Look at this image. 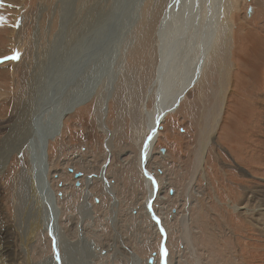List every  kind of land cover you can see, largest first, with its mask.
I'll return each instance as SVG.
<instances>
[{
    "label": "rangeland",
    "instance_id": "obj_1",
    "mask_svg": "<svg viewBox=\"0 0 264 264\" xmlns=\"http://www.w3.org/2000/svg\"><path fill=\"white\" fill-rule=\"evenodd\" d=\"M168 3L146 0L130 35L124 18L116 22L122 25H111L120 14L113 10L115 0H0V162L2 148L16 135L26 104L39 90L44 96L52 89L47 100L56 93V102L66 104L86 78L100 76L93 99L67 115L60 135L49 141L62 254L67 243L80 241L81 235L84 240L82 251L75 245L73 257L63 256L62 264H131L129 250L142 259L140 264H151L152 256V264H161L163 235L147 214L139 155L148 135L147 114L156 110V93L147 92L158 72L159 28ZM216 6L205 0L204 17L217 13ZM111 10L117 14L109 19ZM218 11L223 16L203 70L179 109L161 123L148 162L160 183L154 209L168 232L171 264H197V259L202 264H264V233L255 223L260 214L234 209L249 191L250 208L257 209L260 197L264 200L259 190H251L264 186V0H222ZM121 39L127 48L118 57ZM203 39V34L197 39L195 60ZM16 53L19 59H12ZM81 54L78 67L74 60ZM112 64L119 76L104 118L105 74ZM212 129L214 139L201 168L200 143ZM32 168L26 150L9 155L0 174L1 228H22ZM78 172L83 174L76 177ZM49 231L38 230L29 253L18 232L12 236L19 264L28 257L34 264H52Z\"/></svg>",
    "mask_w": 264,
    "mask_h": 264
},
{
    "label": "bare ground",
    "instance_id": "obj_2",
    "mask_svg": "<svg viewBox=\"0 0 264 264\" xmlns=\"http://www.w3.org/2000/svg\"><path fill=\"white\" fill-rule=\"evenodd\" d=\"M115 1L117 4L114 5L113 10L115 9L119 10L120 14L116 16V18H114L111 25H113L114 28H116L117 24L122 25L121 22L117 24L116 22L124 18V26L126 22H128V23H132V25L135 27V25L139 22L142 16L141 11H142V7L145 4L146 0H127L126 6H124V8L122 4H124L125 0H115ZM211 1L215 5H217L216 10H215L217 13H210L209 11L211 17L210 19H207V16L204 17L203 15L205 0H169L168 8L166 9L162 17L161 25L159 28L160 30H159L158 38H159L160 63L158 66L157 76L154 79L153 83L150 85L149 90L147 92V95L151 94L153 92L152 90H154V92L156 93V96H157L156 97L157 98L156 99V110L154 111L155 113L149 112L147 114L148 135L144 141L143 148L141 149V156L139 155V162L141 161V167L145 175V181H146L147 190H148L147 196H146L147 214L152 220H153V217L148 210V205L151 201V198L154 196V185H153L151 178L147 174L144 166L146 165V167L148 168V162L154 155V149L157 144L158 134H159V131H158L159 125L157 124V120H159L161 116V112L164 109L168 110L167 114L160 118L161 119L160 123H162L165 120V118L169 116V114L175 113L179 109L181 102L184 99L183 98L184 95L198 80L203 70V67L205 65V62L208 56L207 51L212 44L216 26L217 24L221 22V18L223 16V14L221 15V12L218 11V5L222 0H211ZM106 9H107V6H106ZM109 12H110L109 19L111 17L113 18L117 14L116 11L111 10ZM134 27H132L131 31L129 32L130 35ZM114 32H116L115 29H114ZM201 34L204 35V39H203L202 44L200 45L201 52L199 54V57L197 60H195V57H194V51L196 47L195 45H199L197 44V39ZM130 35H129V38H130ZM121 41L122 39L120 40V42ZM125 41H128V40H125ZM123 45L121 44L120 49H118L119 52L117 51L116 53L118 57H121V55L124 54V52L126 51L127 45H125L124 42H123ZM81 55H82L81 57L74 60V63H76L78 67H81L84 61V60L82 61L80 60L85 54H81ZM113 64H112V70L114 71L111 70L108 76H106L105 74L106 95H105V101H104V107H103V117L104 118H106L107 116V113H108L107 105L113 96L115 85L118 80L117 78L119 76L118 75L119 72L115 66L113 67ZM81 71L82 69L80 70V72ZM99 80H100V76H97L94 74L90 75L88 78H86L82 82V86L79 89H77L76 94L74 96H70L66 104L62 102H59V103L56 102V93H55V95H53L52 98L50 99L55 104H53V106L50 107L45 112H40V109H42L43 106L47 105V103L49 102L47 101V98L50 96V92H52V89L47 90V92L44 94V96H42L40 101L38 100V96L41 94V92H37L34 98L26 104L23 110V115L21 119L18 121L16 130H15V132L17 131L16 135L12 137L11 139H9L8 144L4 145V147L2 148L4 161L0 162V174L4 170L7 164V161H8V157L9 155L12 154V152L17 153V152H23L24 150H26L32 161L33 168L30 173L29 197H28L29 201L32 202V206L30 205L29 201H27L28 202L27 205L25 204L24 206L25 213H28V215H24L25 218L22 221V225H21L22 228L20 226H17V229H8V228L0 227V264H19L18 262L19 256L15 249L17 248L16 242L14 241V238L12 237L16 232H18V236H19L18 240L22 243L23 245L22 247H24V251L26 253H29V250H30L29 246L35 239L39 229L47 228L51 231L52 237L55 236V230L57 229V225H58V221L56 219L57 217L56 210H59V218H60L61 211H60L59 206L58 208L55 206L53 190L50 187V183L49 185H47V183L43 181V177L41 174V160H40L39 144H40L41 139H43L44 137H48V135L45 133V127L47 126L49 122V118L53 112L52 108L60 109L57 116L59 117V115L63 113L62 121L64 122L65 117L73 113L77 107L83 104H86L93 99V97L95 96V94H93L94 88L96 87V84ZM218 122L219 121H217L216 124ZM216 124H215V127H217L218 125ZM14 125H16V123ZM12 127L14 128V126ZM156 127H157V132L155 131ZM61 130H62V127L58 133L48 138V142L50 140L55 139L58 135H60ZM214 133H215V129H212L208 133H206L205 131V134L202 137L200 147H199V152H198V156H199L198 158H199V163H200L201 168H203L204 160H205L206 154L208 153L211 141L214 139ZM106 180L107 178H103V181L106 185V189L109 190L108 192L111 194V196H115L113 191L110 190L111 188L110 184H107ZM159 186H160V183H159ZM254 189L259 190V192L262 194V197L264 196V186H254L253 188H251V190L256 191ZM249 193L250 191L246 195L245 197L246 199L244 198L237 206H234V209L235 211H239L240 213H245L246 211L248 212L252 211L258 214V216L260 214V217L258 218L255 217V223L257 224V227L260 228L261 232L264 233V225H262V222L264 224V200H261V197H260L258 201L259 208L258 207L257 209L250 208L249 205L246 204V200L250 196ZM262 199H264V197ZM0 200H1V195H0ZM115 202L116 201L114 200L113 205L116 204ZM57 205H58V200H57ZM188 217H189L188 215H185V219H188ZM161 226H163L164 228L163 230L165 231L166 237L168 239L169 237L168 232L167 230H165V227H164L165 225L163 221H162ZM158 228H161V227H158ZM159 230L162 233V230L161 229ZM81 245H82L81 242L77 244L75 246L76 250L78 249L81 250V247H82ZM77 246H79L80 248H78ZM167 246L168 245H167V240H166L164 251L167 248V254L166 256L164 255L163 262L161 264H171V256H170V252ZM71 249L72 247L68 246V250L65 253V256H67L68 258L71 254L70 253ZM193 249H195V247H193ZM74 250L73 252H75ZM24 251H20L19 253L22 255ZM129 253L131 254V261H130L131 264H140V261L142 259L131 250H129ZM54 254H55V251H54ZM194 255L196 258L198 257L196 253ZM72 257H73V254H72ZM53 261H52V264H53ZM82 263L83 264L85 263L86 264H96L95 262L87 263V261L85 263L84 262ZM26 264H34V263H33V260H31V258L28 257V261H26ZM197 264H202V262L197 259Z\"/></svg>",
    "mask_w": 264,
    "mask_h": 264
},
{
    "label": "water",
    "instance_id": "obj_3",
    "mask_svg": "<svg viewBox=\"0 0 264 264\" xmlns=\"http://www.w3.org/2000/svg\"><path fill=\"white\" fill-rule=\"evenodd\" d=\"M252 7H250V12H251V9ZM134 22V21H133ZM136 24V23H135ZM132 27H134L132 25V23H128L127 22V31L130 32ZM38 92H42L41 90H39ZM76 94V91L71 95V96H74ZM42 98V93L38 96V100L40 101ZM49 101L47 103V105H44L42 109H40V112H45L46 110H48L50 107L53 106V104H55L54 102H52L50 99L47 100ZM51 102V103H50ZM53 109V112L49 118V122L47 124V126L45 127V133L48 135V137H44L43 139H41L40 141V144H39V151H40V160H41V174H42V177H43V181H45L47 183V185H49V183L51 184V182L49 181V162H48V147H49V142H48V138L51 137L52 135L58 133L61 129V127L63 128V121H62V114L59 115V117L57 116V114L59 113V110L60 109ZM168 110H163L161 112V116H165L167 114ZM159 118V120H157V124L159 125V131L160 129L162 128V124L160 123L161 119ZM155 131L157 132V127L155 129ZM158 134V133H157ZM162 152L165 153L166 150L165 149H162ZM20 154H22V152H20ZM146 163V162H145ZM144 168L146 169V172L147 174L149 175V177L151 178L152 182H153V185H154V196L151 198V201L148 205V210L149 212L151 213L152 217H153V220H155V222H157V225L158 227H161L159 229L162 230V233H163V241H162V259H161V263L163 262V258H164V247H165V244H166V240H167V237H166V233L165 231L163 230V226L162 225V221L159 217V214L156 213V210L154 209V202H155V199L160 196L161 194H159V184L155 178V176L150 172V170L146 167V165L144 166ZM104 172V175H105V169L103 168L102 169V172L101 174H103ZM83 173L82 172H78L76 173V177H80ZM94 176V175H93ZM106 176V175H105ZM107 183L110 184L108 178H107ZM53 190V197H54V202H55V206L58 208L59 205H57V195H56V192L54 189ZM173 190V189H171ZM171 193H173V191H171ZM59 196L61 197L62 196V192H59L58 193ZM56 219L58 221V225H57V229L55 230V236H53L54 238V251H55V254H54V262L55 264H62V259H63V256H65V254H62V251H61V235H60V224H59V210H56ZM59 226V227H58ZM83 240V235H81V238H80V241H77V242H74V243H67L65 246H64V251L66 253V250L68 248V246H71L72 249H71V254L69 256V258H72V253H73V247L77 244H79L80 242L82 243ZM154 257H150L149 259V263H153L154 262ZM101 264V263H100Z\"/></svg>",
    "mask_w": 264,
    "mask_h": 264
},
{
    "label": "snow or ice",
    "instance_id": "obj_4",
    "mask_svg": "<svg viewBox=\"0 0 264 264\" xmlns=\"http://www.w3.org/2000/svg\"><path fill=\"white\" fill-rule=\"evenodd\" d=\"M3 17H0V21H3ZM12 59H19V53H16L13 57H11ZM166 250H165V255H166Z\"/></svg>",
    "mask_w": 264,
    "mask_h": 264
}]
</instances>
